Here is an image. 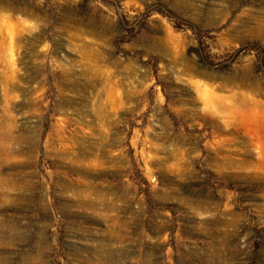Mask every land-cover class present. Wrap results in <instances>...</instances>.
I'll return each mask as SVG.
<instances>
[{"label":"rangeland","instance_id":"obj_1","mask_svg":"<svg viewBox=\"0 0 264 264\" xmlns=\"http://www.w3.org/2000/svg\"><path fill=\"white\" fill-rule=\"evenodd\" d=\"M238 92L264 0H0V264H264Z\"/></svg>","mask_w":264,"mask_h":264},{"label":"bare ground","instance_id":"obj_2","mask_svg":"<svg viewBox=\"0 0 264 264\" xmlns=\"http://www.w3.org/2000/svg\"><path fill=\"white\" fill-rule=\"evenodd\" d=\"M86 44V43H85ZM85 47V46H84ZM177 54V53H176ZM177 56V55H176ZM176 61V60H175ZM41 62H42V60H41ZM107 79V78H106ZM8 79H6V81H7ZM9 82V81H8ZM8 84H11V82H9ZM249 86V85H248ZM113 88V87H112ZM8 89V88H7ZM104 89V88H103ZM102 93H103V91H101ZM107 92V91H106ZM241 92V91H240ZM240 92H238L237 94L239 95H237V96H235V98H236V102L234 103V104H231L230 106H228L227 107V111H228V113L231 115H234V116H236V117H238V115L239 116H245V117H247V116H254V114L256 113V112H261V111H259V109L260 108H262L263 109V102H260L259 100H254V98H253V100H247L246 99V97H245V95L246 94H242L241 95V93ZM234 93V92H233ZM245 93V92H244ZM235 94V93H234ZM206 94H203L202 95V97H203V100H205L206 102H215V104L216 103H218L220 106H224V105H222V102L221 101H218L219 99L218 98H211V99H207L206 98V96H205ZM231 95V94H230ZM228 96V95H227ZM233 96V95H232ZM222 97V96H221ZM226 97V96H225ZM247 98H249V97H247ZM231 99V98H230ZM251 99V98H250ZM205 102V103H206ZM258 107H260V108H258ZM225 108H226V106H225ZM264 111V110H263ZM233 118L231 117V120H232ZM228 122H230V120L228 121ZM234 130V129H233ZM235 131H236V129H235ZM238 131V130H237ZM257 140H258V142H260V143H262V144H260V145H264V133H263V135H261V134H258L257 136ZM264 152V151H263Z\"/></svg>","mask_w":264,"mask_h":264}]
</instances>
